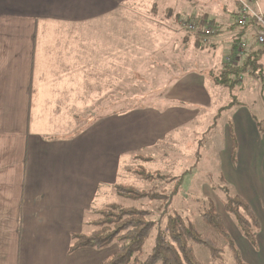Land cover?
<instances>
[{
  "label": "crops",
  "instance_id": "obj_1",
  "mask_svg": "<svg viewBox=\"0 0 264 264\" xmlns=\"http://www.w3.org/2000/svg\"><path fill=\"white\" fill-rule=\"evenodd\" d=\"M159 1L0 0V264H101L113 252L106 253L107 247L70 251V246L74 233L87 232L97 210L116 203H106L108 194L120 196L116 189L119 174L115 171L121 160L120 149L114 148L113 158H106L105 133L95 134L100 144L96 153L86 141L91 128L83 132L82 126L75 137L68 134L73 130L79 107L89 110L99 103V108L113 110L108 111L112 115L107 117L105 110L98 111L102 115L94 120H99L97 126L102 128L105 121L109 122L113 128L112 142L122 141V127L117 128L120 116L159 115L157 135L142 127L139 141L128 151L154 144L157 136L161 138L169 129L187 123L184 111L188 110L176 106L165 105L157 110L144 104L122 110L119 104L122 96L146 95L145 84L152 92L153 63L162 61L155 58L154 51L161 57L164 53L166 61L172 59L170 46H164L171 31L156 21L163 16L149 10ZM260 4L259 8L264 10ZM223 10L215 3L194 7L190 15L195 21L222 19L220 23L225 28L230 11ZM178 18L179 23L185 19ZM135 31L155 36L156 45L148 50L135 34L142 32ZM250 36L243 37L251 42ZM195 39L196 36L193 45ZM230 39L233 40L232 34L228 35ZM183 41H187L186 34ZM181 47L184 52L190 49L184 44ZM173 51L177 53L175 61L185 59L178 58L182 52ZM223 61L205 62L204 68L213 69L197 70L204 75L195 72L190 77L184 71L182 76L171 78L163 90V100L174 97L176 87L170 83L180 84L192 78L193 88L203 91L192 101L199 102L203 96L202 100L207 99L210 104V90H222L214 74ZM164 80L168 82V78ZM205 81L214 83L203 87ZM132 95L130 98H134ZM181 96L178 93L176 100H187ZM104 100L108 103L104 104ZM232 103L228 109L233 107ZM227 107L223 105L217 110L223 112ZM170 112L173 113L168 115ZM130 122L126 120L123 128L132 130ZM131 138L126 142L135 135ZM255 143H246V155Z\"/></svg>",
  "mask_w": 264,
  "mask_h": 264
},
{
  "label": "rangeland",
  "instance_id": "obj_2",
  "mask_svg": "<svg viewBox=\"0 0 264 264\" xmlns=\"http://www.w3.org/2000/svg\"><path fill=\"white\" fill-rule=\"evenodd\" d=\"M245 1L257 8V4H260V2V5L264 6V0H258L256 4H254L253 0ZM214 2L221 10L223 8L225 10L229 9L228 24L238 17L234 13L241 7L239 0H160L156 6L149 8V10L158 12V17L163 16L161 20L158 19L156 21L162 24L163 28L167 27L171 31L168 35L169 39L167 38V44L164 46L165 48H167V45L170 46L169 54L172 55V59L170 57V60L167 58L166 61L164 53L161 57L158 52L154 51L155 58H161L162 61L153 63L154 86L152 92L148 89L149 84H145L143 86L147 87L146 95L130 94L129 96H122L119 103L122 110L130 109L133 105L139 107L144 104L155 106L157 110L165 105L183 108L188 110L184 111L188 124L169 129L161 138L157 136L154 144H148L135 150L131 148L128 151V147L139 141V137L143 134L141 131L142 127L147 128V132L157 135L160 129L159 115L134 113L120 116L117 128L120 129L122 127V141L112 142L113 128L108 125L109 122L105 121L102 128V126H97L99 120L95 122L94 120L102 115L98 114V111L105 110L103 113L107 117L112 115L108 111L113 110L107 107H104V109L102 107L99 108V103L89 110H86L83 106L79 107L78 114L74 115L73 118V130L68 135L73 134V137H75L82 126L83 132L91 128L86 134V141L90 142L89 149L96 153L97 150L99 151L100 144L95 134L105 133V157L109 158L111 156L113 158L114 148L120 149L118 158L121 157V160L115 169L119 174V179L116 180L117 184H128L145 191L172 196L169 204V197L158 196L132 199L123 195L117 197L113 192H110L106 197V203L115 201L118 205L149 210V218L153 220H157L163 210L168 212L178 211L182 216L193 219L199 225L203 223L202 212L206 208L215 205L222 214L232 240L238 246L243 261L247 262V264H264V131H261L264 128V80L244 75V79L237 83L234 90L219 85L222 86V90H219L220 87L217 88L219 91H216V93L210 90V104L207 99L205 101L202 100L203 96L199 102L192 101L197 94L203 92L193 88L192 83L195 81L192 78L188 82H181L180 84L179 81L170 83L172 87H176L174 89V97L170 100L166 98L163 100L162 95L171 78L182 76L184 71L187 72L186 76L190 77L195 72L204 75L201 70H197L201 69L205 62L219 63L230 55L235 37L233 36V40L230 39L228 41V35H230L228 31H225L223 36L219 33H211L207 44L200 48L193 45L196 32H191L189 40L182 42V36L190 30L178 22L180 20L178 17L195 21L192 20L190 15L193 13L194 7H209L213 6ZM167 11L169 14L167 13V16H165ZM185 14L189 15L185 16ZM202 19L204 18L199 19L198 22ZM136 21L139 22V19ZM206 21L207 23L212 22L210 28L213 29L216 27V23H220L223 20L219 18L214 20L213 18ZM165 24L167 25L165 26ZM135 32H142L141 34H135L139 35L140 42L144 43L148 50L156 45L155 36L152 35L150 37L145 31ZM218 39H221L220 43H217ZM177 43L179 46H176ZM182 44H184V47H190V49L184 52L181 47ZM171 49L182 52L183 54H178V58L184 56L185 59L179 60V62L175 61L177 53ZM201 50L206 54H203ZM185 54L190 55V57L187 58ZM204 67L203 69H211L210 67ZM190 69H195V71L190 72ZM165 78H168V82L164 80ZM213 83L205 81L201 85L209 87ZM191 86L193 90L189 89ZM156 87L159 89L155 90ZM178 93L187 100H182V96L180 97L181 99L178 98L176 100L177 98L175 97H177ZM131 95L134 98H130ZM232 102L233 107L228 109V104ZM107 103L108 100H104V104ZM197 105H202V107ZM223 105H226L227 110L218 111L217 109ZM194 108L195 110H193ZM245 109H247V112ZM172 113L170 112L168 115ZM237 118L239 119L237 120ZM126 120L131 121L129 125L134 127L132 130L123 128L124 125H127ZM258 122L261 125L260 128L257 125ZM66 125L69 126L70 123L67 122ZM107 135L110 138H107ZM134 135L135 138L132 141L126 142L128 139H132L131 137ZM232 136L237 137L238 143L236 150L237 159L235 161H231ZM248 141L252 143L255 141L256 143L251 146L249 154L246 155L244 151ZM252 157L255 160H251ZM249 160L251 161L249 162ZM142 166L146 171H157L159 174L167 175L168 177L183 176L177 194H172L174 182L169 184L163 180L149 181L137 175L134 169L137 167L142 168ZM236 194L246 198L258 215L260 223L256 230L259 232L255 234L253 241L249 240L241 232L235 216L225 211L224 201L228 199V196ZM88 213L89 219H91L93 213L91 211ZM96 216L97 214L94 215V217ZM89 222L90 225H87V227H90L86 230L87 232L94 229L91 220ZM156 235L157 227L153 229L146 240L140 253V260L145 259L152 250ZM120 244V241H114L107 247L106 253L114 252ZM223 247L225 264H238L228 244H223ZM195 250L197 256L204 263L218 262V260L212 258L210 250L203 244L196 243Z\"/></svg>",
  "mask_w": 264,
  "mask_h": 264
},
{
  "label": "trees",
  "instance_id": "obj_3",
  "mask_svg": "<svg viewBox=\"0 0 264 264\" xmlns=\"http://www.w3.org/2000/svg\"><path fill=\"white\" fill-rule=\"evenodd\" d=\"M240 13L241 7L234 15L239 16ZM207 19L204 18L200 22L195 21L197 28L186 33L187 40H189V37H191L190 33L196 32V47L200 48L208 42L204 41L209 39L205 37V29L210 28L212 22L207 23ZM216 24V27L213 28V33L221 34L228 31L235 37L229 57L233 56L235 58L234 55L241 41L245 40L248 46L238 63L227 61L228 56L224 58L222 66L214 74V80L233 90L236 88L237 83H240L245 77L244 75L264 80V45L259 44L252 36H250V40H253L251 42H248V39L243 37L249 33H247V28L239 25L238 17L225 28L220 23ZM257 125L259 128L261 127L259 122ZM261 131H264V128ZM232 138L231 154L232 160L235 161L237 159L236 150L238 143L237 137L232 136ZM134 172L149 181L163 180L169 184L174 182L173 195L177 194L183 178V176L168 177L167 175L159 174L157 171L149 172L143 166L142 168H135ZM116 189L120 195L132 199L163 196L169 197L168 202L169 204L171 203V195L167 196L145 191L128 184H118ZM224 207L226 212L235 216L241 232L249 240L253 241L255 234L259 232L256 227H259L260 221L249 201L242 195L236 194L228 196V199L224 201ZM96 214L97 216L91 219V223L94 225L92 231L86 233L78 232L72 235L70 251L81 247L101 249L108 247L116 240L120 241L119 247L109 254L101 264H208L201 261L197 256L196 243H201L207 247L212 258L218 260L217 263L211 264H225L223 244H228L238 264H247V262L243 261L238 246L233 242L223 216L215 205L206 208L202 212L203 223L201 225L191 218L182 216L178 211L168 212L163 210L159 218L153 220L149 218V210L118 205L117 203L105 205L97 210ZM156 227L157 235L152 250L145 259L140 260L141 250ZM252 229L254 230L253 232Z\"/></svg>",
  "mask_w": 264,
  "mask_h": 264
},
{
  "label": "built area",
  "instance_id": "obj_4",
  "mask_svg": "<svg viewBox=\"0 0 264 264\" xmlns=\"http://www.w3.org/2000/svg\"><path fill=\"white\" fill-rule=\"evenodd\" d=\"M239 2L241 3V13L238 16L239 25L247 28V33L252 35V37L255 38L259 44L264 45V10H261L259 6L257 8L253 5H250L248 1L245 0H239ZM253 2L254 4H256L258 0H253ZM181 23L186 26L189 30L197 28V24L195 21L183 19L181 20ZM213 32V29L206 28L205 37L209 38V35H211V33ZM247 46L248 43L245 40L241 41L234 55L235 58H233V56H228L227 61L238 63L240 57L245 54Z\"/></svg>",
  "mask_w": 264,
  "mask_h": 264
}]
</instances>
